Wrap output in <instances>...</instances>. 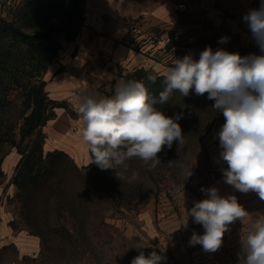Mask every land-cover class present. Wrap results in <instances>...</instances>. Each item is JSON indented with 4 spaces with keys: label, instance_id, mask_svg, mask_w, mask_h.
I'll return each mask as SVG.
<instances>
[{
    "label": "rangeland",
    "instance_id": "1",
    "mask_svg": "<svg viewBox=\"0 0 264 264\" xmlns=\"http://www.w3.org/2000/svg\"><path fill=\"white\" fill-rule=\"evenodd\" d=\"M20 1L0 0V17L8 18ZM53 23L58 26V19ZM170 37L164 48L170 47L166 52L172 50L174 56L191 54L198 60L206 47L241 56L261 54L249 27L233 35L212 34L191 41ZM221 37H228V42L219 43ZM172 62H167L166 68ZM214 103L207 93L197 96L192 90L182 97L174 92L165 114L182 113L178 123L185 145L179 149L176 142L171 149L165 146L158 154L161 164L152 170L142 167L137 158L128 161V175L132 171L139 174V180L131 184L117 180L112 169L101 170L95 164L88 171L83 168L89 165L79 167L77 172L70 163L53 193L38 192L32 203L25 205L13 184L17 167L6 179L1 165L0 264H131L141 251L147 256L153 250L166 257L162 264H209V260L216 264L214 253L190 245L193 232L202 235L204 229L187 217L186 211L206 198L202 187H216L221 195L246 194L222 183L221 169L227 164L219 160L217 133L225 120L212 108ZM12 152L20 156L17 148L3 147L2 163ZM181 164L192 168L193 175L187 180Z\"/></svg>",
    "mask_w": 264,
    "mask_h": 264
},
{
    "label": "clouds",
    "instance_id": "2",
    "mask_svg": "<svg viewBox=\"0 0 264 264\" xmlns=\"http://www.w3.org/2000/svg\"><path fill=\"white\" fill-rule=\"evenodd\" d=\"M243 19L259 55L241 56L206 47L198 60L191 54L174 59L163 73L165 87L158 96H152L146 85L136 80H117L112 97L79 96L81 136L93 163L101 170H114L117 180L129 184L139 180L136 171L128 175L127 162L133 158L139 159L142 167L155 169L161 164L158 154L165 146L171 149L176 142L179 149L186 142L178 123L182 113L167 116L156 105L166 104L174 92L187 97L194 90L197 96L207 93V98L215 101L212 108L224 116L217 133L219 160L227 164L221 169L224 183L240 193L254 192L264 202V0ZM227 42L228 37L219 40ZM149 80L155 82L156 76ZM183 175L185 180L191 177L192 168H184ZM201 191L206 198L186 212L194 223L202 225L204 233L193 232L189 243L215 253L230 226L237 220L243 223L248 212L235 195H221L216 187H202ZM240 243L238 264H264V215L249 225ZM165 260L155 250L147 256L141 251L131 264H162Z\"/></svg>",
    "mask_w": 264,
    "mask_h": 264
},
{
    "label": "crops",
    "instance_id": "3",
    "mask_svg": "<svg viewBox=\"0 0 264 264\" xmlns=\"http://www.w3.org/2000/svg\"><path fill=\"white\" fill-rule=\"evenodd\" d=\"M182 3L187 6L186 12L178 11ZM260 3L261 0H84V22L77 38L62 43L59 56L44 74L48 98L66 102L75 117L63 108L54 109L55 117L42 128L44 153L63 152L78 167L89 165L91 154L82 139L83 124L78 116L79 96L112 97L116 81L139 69L163 75L167 62L182 58L171 55L172 50L166 52L170 47L166 49L164 45L170 36L181 42L212 34H237L248 28L244 15L259 8ZM19 161L20 156L14 152L4 159L6 179ZM237 199L248 216L243 223L234 222L225 233L221 248L212 256L216 264H238L241 235H246L249 225L264 215V202L256 193Z\"/></svg>",
    "mask_w": 264,
    "mask_h": 264
},
{
    "label": "trees",
    "instance_id": "4",
    "mask_svg": "<svg viewBox=\"0 0 264 264\" xmlns=\"http://www.w3.org/2000/svg\"><path fill=\"white\" fill-rule=\"evenodd\" d=\"M80 3L81 0H21L8 12V18L0 17V153L10 145L21 156L13 184L19 188L25 205H30L38 192L53 193L70 163L80 172L67 154L44 153L42 133L55 117L56 108L75 117L66 102L48 98L44 74L59 56L62 39L72 42L77 38L84 22ZM55 18L58 26L53 23ZM149 76H156L155 82ZM128 80L142 81L152 96H158L165 87L163 76L144 69L124 76V81ZM169 103L170 100L156 107L166 113ZM1 165L2 159L0 183L4 179ZM94 165L92 161L83 169L88 171Z\"/></svg>",
    "mask_w": 264,
    "mask_h": 264
},
{
    "label": "built area",
    "instance_id": "5",
    "mask_svg": "<svg viewBox=\"0 0 264 264\" xmlns=\"http://www.w3.org/2000/svg\"><path fill=\"white\" fill-rule=\"evenodd\" d=\"M178 11L180 12H186L187 11V6L186 4L182 3L178 5Z\"/></svg>",
    "mask_w": 264,
    "mask_h": 264
}]
</instances>
